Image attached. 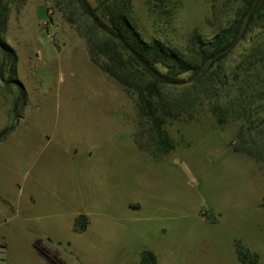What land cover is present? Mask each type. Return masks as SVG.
Here are the masks:
<instances>
[{
  "label": "rangeland",
  "instance_id": "1",
  "mask_svg": "<svg viewBox=\"0 0 264 264\" xmlns=\"http://www.w3.org/2000/svg\"><path fill=\"white\" fill-rule=\"evenodd\" d=\"M4 2V38L17 56L26 105L14 117L15 85L0 81V132L13 125L0 140V264H54L38 254L37 241L63 264H144L145 250L155 264H241L237 245L257 254L247 264H264V167L231 148L241 108L224 115L238 88L252 84L245 113L250 107L249 118L264 117V67H255L264 55V17L228 56L225 88L162 87L153 104L158 115L169 113L161 126L171 145L165 150L154 123L101 69L105 59L91 60L79 32L103 34L77 3ZM130 2L146 40L180 49L192 33L213 36L240 5ZM96 14L106 22L101 9ZM247 125L264 129L261 120ZM81 216L86 229L78 231Z\"/></svg>",
  "mask_w": 264,
  "mask_h": 264
},
{
  "label": "trees",
  "instance_id": "2",
  "mask_svg": "<svg viewBox=\"0 0 264 264\" xmlns=\"http://www.w3.org/2000/svg\"><path fill=\"white\" fill-rule=\"evenodd\" d=\"M72 1L77 3L81 13L90 20L94 30L103 34V37L95 39L93 38L95 34L92 32L91 35L79 32L87 42L91 60L96 61L95 56L105 59L106 63L100 64L101 69L124 87L129 96L134 98L142 115L154 123L157 143L165 150L171 145L168 143V137L163 134L161 126L165 114L169 115V113L160 112L158 115V105L153 104L160 98L162 87L184 84L192 88L213 83L225 88L228 82L225 74L228 56L238 42L244 40L255 27L260 25L264 17V0H240V5L231 19L213 36L205 38L200 34L192 33L185 47L180 49L158 38L146 40L133 23L130 0H97V7H92L88 0ZM97 9L103 11L106 22L96 14ZM8 14V4L0 0V81L7 88L15 85L16 92L11 112L16 117L26 105V90L16 78V53L4 38ZM257 65L264 67V55L257 57L255 67ZM251 85L238 88L240 92H237L233 102L226 106L224 115L231 117L241 108L243 120L236 133L238 140L233 145L230 143L231 148L234 152L251 157L264 167V129L259 130L256 126L253 131L252 127L247 125V122L251 124L255 119L264 123V117L256 113L255 119L249 118L251 109L248 107L245 113L242 103L244 96L246 101L254 96L253 91L256 90L254 86L250 88ZM215 115L218 117V124L222 125V118L217 112ZM12 129L13 125L6 126L0 132V140L8 136ZM261 205L264 207V196ZM86 220L84 216L79 218L78 231L86 229ZM35 249L48 262L63 264L40 246L38 241L35 243ZM236 252L241 264L257 261L256 253L250 254L248 250L243 252L239 245L236 247ZM249 255L253 258H248ZM142 258L147 261L144 264L156 263L155 255L151 251H143Z\"/></svg>",
  "mask_w": 264,
  "mask_h": 264
}]
</instances>
